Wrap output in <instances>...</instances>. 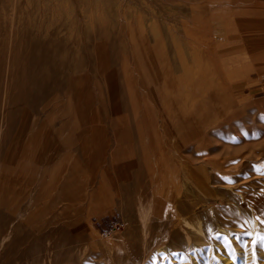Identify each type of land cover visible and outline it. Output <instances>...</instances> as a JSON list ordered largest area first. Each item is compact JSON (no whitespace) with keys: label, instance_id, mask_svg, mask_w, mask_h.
Wrapping results in <instances>:
<instances>
[{"label":"rangeland","instance_id":"obj_1","mask_svg":"<svg viewBox=\"0 0 264 264\" xmlns=\"http://www.w3.org/2000/svg\"><path fill=\"white\" fill-rule=\"evenodd\" d=\"M262 172L264 0H0V264H264Z\"/></svg>","mask_w":264,"mask_h":264},{"label":"snow or ice","instance_id":"obj_2","mask_svg":"<svg viewBox=\"0 0 264 264\" xmlns=\"http://www.w3.org/2000/svg\"><path fill=\"white\" fill-rule=\"evenodd\" d=\"M262 174H264V172H262ZM225 240H227V238H225ZM258 240L264 241V236H259ZM253 243H256V241H253ZM262 246H264V245H262Z\"/></svg>","mask_w":264,"mask_h":264}]
</instances>
